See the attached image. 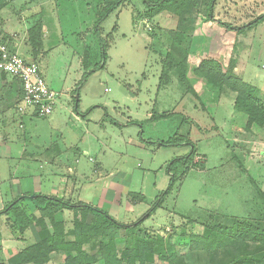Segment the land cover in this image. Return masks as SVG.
Returning a JSON list of instances; mask_svg holds the SVG:
<instances>
[{"label":"rangeland","instance_id":"obj_1","mask_svg":"<svg viewBox=\"0 0 264 264\" xmlns=\"http://www.w3.org/2000/svg\"><path fill=\"white\" fill-rule=\"evenodd\" d=\"M107 1L0 0V20L14 38L25 42L27 60L35 56L28 31L42 26L43 72L58 93L50 116L35 117L25 128L19 123L0 125V210L26 191H38V185L49 194L69 177L73 192L65 198L90 203L132 224L154 206L175 176L163 206L138 228L123 232L124 243L133 247L145 230L154 231L178 249L177 263L212 264L200 244L191 248L190 236L203 234L201 223L264 219V148L249 136L244 123L230 129L228 117L234 108L224 97L229 92L222 96L206 86L198 95L190 84L188 66L182 70L177 63L182 55L172 48L179 30L176 15L152 17L143 0L122 3L101 24L107 45L104 59L94 26ZM191 8L194 13L187 17L195 25L181 46L189 49L195 63L224 53L236 36L233 54L240 61V76L264 87V22L242 33L225 31L218 22L248 24L264 14V0H218L215 20L206 18L204 0ZM87 72V80L79 85ZM9 134L7 146L1 140ZM129 192L146 199L132 204ZM20 203L29 215H39L33 199ZM74 216V211H63L68 227ZM13 220L0 218V254L6 245L20 249L35 240L32 230L21 234ZM63 258L55 254L50 264ZM4 259L0 264H9Z\"/></svg>","mask_w":264,"mask_h":264},{"label":"trees","instance_id":"obj_2","mask_svg":"<svg viewBox=\"0 0 264 264\" xmlns=\"http://www.w3.org/2000/svg\"><path fill=\"white\" fill-rule=\"evenodd\" d=\"M126 1L129 0L107 1L95 23L94 27L100 38L104 59L107 58V45L101 34V24L112 11ZM143 1L147 9L153 13L152 17L170 12L179 18V30L174 33L172 48L174 52L181 53L182 59L180 61L178 59L177 63L182 65V70L185 71L189 49L182 47L181 44L188 37L187 31L192 30L195 25L189 24L191 22L188 21L187 15L194 13L191 7L197 5V0ZM204 2L206 18L215 20L214 10L218 0H204ZM218 22L227 30L242 33L244 30L264 22V14L242 26H234L222 20ZM28 33V43L30 42L29 44L34 48L37 56L43 48L42 26L38 24L30 28ZM235 64L236 60L231 58L229 68L224 70L222 64L216 59H204L194 71L209 85L219 89L227 87L236 92L234 108L247 116V130L253 126L264 128V94L259 88L244 81L233 72ZM184 71L182 72L184 73ZM90 73L84 74L79 85L87 80ZM15 80L21 85L17 79ZM191 89L193 88L191 87ZM78 90L79 88H77ZM17 99L16 103L19 104L20 97ZM194 154L195 148L190 157ZM176 182L177 179L173 176L169 188L156 200L154 206L143 218L132 224L119 222L104 209L80 200L72 201L65 197L41 193H28L19 196L7 204L3 210H0V218L7 215L9 220H12L13 217L14 228L17 229L18 226V231L21 234L32 230L35 240L22 249L13 248L9 253L8 262L9 264H50L55 254H61L64 255V258L63 262L59 264H151L157 260L168 264H179L175 260L177 256L175 254L179 255L178 249L171 248L167 244L166 238L160 233L145 230L142 235L137 237L133 247L124 243L122 234L129 229L138 228L139 223L151 217L158 208L162 207L164 197L172 192ZM32 194L33 198L30 197ZM26 197L33 199L39 213L38 216L29 215L21 206L20 201ZM129 197L133 202L146 199L144 195L136 192H130ZM261 197L264 199V194ZM65 210L74 211L75 216L71 227H68L63 218ZM78 212H80L79 218L77 217ZM262 220L264 219H234L230 225L218 222L212 225L201 223L204 229L203 234L193 233L190 236L189 245L194 248L200 244L199 248L210 253L212 264H264V221ZM252 245L255 249L249 250ZM94 250H98V252L95 254L90 252Z\"/></svg>","mask_w":264,"mask_h":264},{"label":"crops","instance_id":"obj_3","mask_svg":"<svg viewBox=\"0 0 264 264\" xmlns=\"http://www.w3.org/2000/svg\"><path fill=\"white\" fill-rule=\"evenodd\" d=\"M8 27H9L8 24L4 25V23L0 20V33L10 35L11 33L9 32ZM45 30L47 31V27L44 28V31ZM224 30L225 31H231V30H227L226 28ZM16 34H17V32H16ZM11 35H13V34H11ZM44 36L48 37V35L46 33L44 34ZM15 38L13 35L14 42H16V44L18 45L17 46L18 50L24 56H26L25 51L28 49L27 45L25 44V42L24 43L19 42L17 36H15ZM232 38L233 39H230L226 44L227 45V47H225L226 51H224V53H222V54L218 53V54L212 56L211 59H216L217 61H219L222 64L224 70H227L229 68V63H230L231 58H234L236 60V64H235L233 72L237 76L242 78L240 76L241 69H240V64H239L240 63L239 58L234 56V54H233L234 53L233 52V50H234V43L233 42L236 41L235 40L236 36H233ZM191 54L188 56V61H187V66H188L189 75H190V77L188 76V79L190 81V84L196 89L198 95H200L204 92V89L206 88V86H212V85H209L204 78L198 76L194 71L201 64L203 58L201 60L198 59V62L195 63V61L193 60V54L192 55ZM35 56H32L31 58L27 57L28 61L30 60V61L36 62L40 66L41 73H42L43 77L45 78L44 72H43L44 71L43 59L45 58V56L40 55V54L36 57ZM190 71H192L196 76L192 75V73ZM45 80H46V78H45ZM251 84L254 85V83H252V82H251ZM212 87L218 89L220 95L222 94V96H224L225 93L229 92V95L224 96V97H228V99H230V104L233 105V108H234V103H235V99H236V92L232 91L231 89H229L227 87H225L223 89H219V88L214 87V86H212ZM229 90H231L232 93ZM260 91L262 94H264V87L260 86ZM21 95H22L21 85L15 80V78H13L10 75H7V74L5 75V73L0 72V125L11 126V125H16L19 123L20 128H25V124L27 122L34 124L33 121L35 120L36 116L31 115V114L21 115L17 111L18 104L16 102L18 100L17 98L20 97V99H21ZM76 118L78 120L80 119L79 117H76ZM228 119H230V121L228 122V125H230L231 130L233 128V127H231V125H234L235 123H239V124L244 123L245 124L244 127L246 129L247 116L244 113L236 111L234 108V110L230 113V117H228ZM56 122H57V116L51 117V124L53 126L56 124ZM218 128H220V127H218ZM247 132H248L249 136H251L252 138H254V139L258 138L260 141L259 144L261 145L262 148H264V128H260L258 126H253L250 130H247ZM240 135L241 134H239L238 136H240ZM24 137L27 138L26 131H24ZM1 141L5 145L8 146V143L11 141L10 134H9L8 139L2 138ZM68 170L70 172L73 171L70 167L68 168ZM70 180L71 179L69 177H63L61 180L63 185L60 186V188H58V189H54L49 194L43 193L41 186L38 185L37 186L38 191H35L34 193H41V194L50 195V196H57V197H66V195H68V193L73 192V190H71L69 188ZM25 193L28 194L27 191ZM129 193L127 194V199L129 200V202H131L132 204H136V203L141 202V201L133 202L129 197ZM136 193H138V192H136ZM32 198H29V199L32 200ZM131 203H129V204L131 205ZM15 241H16V239L10 240L9 244H15ZM2 245H4V243ZM11 248L12 249L13 248L18 249V247H16V245H11L8 247L6 245L2 249V253L0 254L1 255L0 258L4 259L7 257L6 260L4 259V261L8 262L9 253L12 252ZM20 249H22V248H20Z\"/></svg>","mask_w":264,"mask_h":264},{"label":"built area","instance_id":"obj_4","mask_svg":"<svg viewBox=\"0 0 264 264\" xmlns=\"http://www.w3.org/2000/svg\"><path fill=\"white\" fill-rule=\"evenodd\" d=\"M17 46L11 35L0 33V72L21 83L22 95L17 111L21 115L48 117L53 113L58 93L49 86L40 66L28 61Z\"/></svg>","mask_w":264,"mask_h":264},{"label":"water","instance_id":"obj_5","mask_svg":"<svg viewBox=\"0 0 264 264\" xmlns=\"http://www.w3.org/2000/svg\"><path fill=\"white\" fill-rule=\"evenodd\" d=\"M30 197H34V196H30Z\"/></svg>","mask_w":264,"mask_h":264}]
</instances>
